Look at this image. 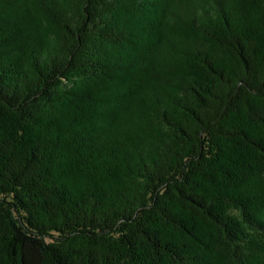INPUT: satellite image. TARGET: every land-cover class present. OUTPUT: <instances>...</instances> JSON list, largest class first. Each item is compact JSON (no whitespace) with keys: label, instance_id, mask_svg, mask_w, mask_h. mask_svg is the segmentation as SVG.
<instances>
[{"label":"trees","instance_id":"16d2710c","mask_svg":"<svg viewBox=\"0 0 264 264\" xmlns=\"http://www.w3.org/2000/svg\"><path fill=\"white\" fill-rule=\"evenodd\" d=\"M0 264H264V0H0Z\"/></svg>","mask_w":264,"mask_h":264}]
</instances>
